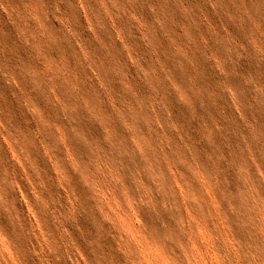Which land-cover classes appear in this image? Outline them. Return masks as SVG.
I'll list each match as a JSON object with an SVG mask.
<instances>
[{
    "label": "rangeland",
    "instance_id": "1",
    "mask_svg": "<svg viewBox=\"0 0 264 264\" xmlns=\"http://www.w3.org/2000/svg\"><path fill=\"white\" fill-rule=\"evenodd\" d=\"M0 264H264V0H0Z\"/></svg>",
    "mask_w": 264,
    "mask_h": 264
},
{
    "label": "bare ground",
    "instance_id": "2",
    "mask_svg": "<svg viewBox=\"0 0 264 264\" xmlns=\"http://www.w3.org/2000/svg\"><path fill=\"white\" fill-rule=\"evenodd\" d=\"M28 50V49H27ZM200 68V67H199ZM53 92V91H52ZM53 94V93H52ZM100 202V201H99Z\"/></svg>",
    "mask_w": 264,
    "mask_h": 264
}]
</instances>
